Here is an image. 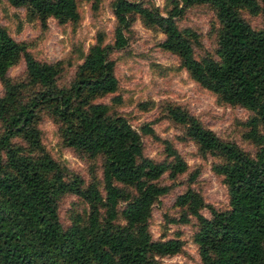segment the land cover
<instances>
[{
    "label": "trees",
    "instance_id": "obj_1",
    "mask_svg": "<svg viewBox=\"0 0 264 264\" xmlns=\"http://www.w3.org/2000/svg\"><path fill=\"white\" fill-rule=\"evenodd\" d=\"M7 1L26 4L41 21L49 16L59 21L78 17L76 0ZM170 2L163 14L140 1L112 0L111 41L102 44L97 32L62 85L57 83L60 60L36 59L0 25V264H161L155 254L180 248L178 237L153 238L148 218L152 203L169 187L156 180L163 173L175 177L186 169V162L168 141L165 158L142 155L140 133L151 134V122L141 123L137 130L124 115L109 112L95 99L117 86L110 53L125 44L124 30L136 14L163 32L159 46L175 53L196 82L220 100L252 111L246 135L257 148L250 154L180 105H165L166 115L184 126L201 152L222 158L214 169L227 186L228 208L207 205L209 216L203 215L202 196L190 186L175 196L186 209L177 220L186 221L188 213L198 221L193 240L200 264H264V28L252 27L239 12L244 7L264 14V0ZM198 2L212 6L220 24L215 56L196 58V33L176 24L180 11ZM18 56L31 84L26 93L22 82L6 73ZM43 113L57 123L64 145L101 157L102 193L95 177L84 186L77 176L65 179L62 166L40 147L37 123ZM16 136L35 152H24L13 143ZM65 192L80 196L87 210L63 228L57 199Z\"/></svg>",
    "mask_w": 264,
    "mask_h": 264
},
{
    "label": "rangeland",
    "instance_id": "obj_2",
    "mask_svg": "<svg viewBox=\"0 0 264 264\" xmlns=\"http://www.w3.org/2000/svg\"><path fill=\"white\" fill-rule=\"evenodd\" d=\"M111 1L76 0L78 17L75 21H59L52 16L41 21L26 4L14 6L7 0H0V25L36 59L48 62L60 60L62 69L57 83L62 85L71 77L87 47L95 42L97 32L101 33L102 44L111 41L115 23ZM135 1L155 6L163 14L171 7V0ZM239 12L252 27L264 28V14L261 12L252 13L244 7H239ZM134 17L124 30L125 44L110 53L117 86L114 91L95 99L104 102L109 112L124 115L137 130L141 123L151 122L153 132L140 133L142 155L155 160L165 158L164 141H168L186 162V169L175 177L170 178L163 173L156 180L169 187L152 203L148 227L155 239L178 237L182 242L173 253L155 254L159 263L200 264L193 240L198 221L188 213L186 221L177 220L186 209L175 202V196L190 186L202 196L205 205L199 211L203 215L209 216L207 205L228 208L227 186L222 174L214 169L222 158L201 152L185 134L184 126L166 115L165 105H180L218 136L235 141L250 154L257 148L246 135L249 128L246 120L252 111L240 104L222 101L214 92L201 86L188 74L175 53L159 46L163 32L155 25L145 23L137 14ZM176 24L179 28L189 27L196 33L192 41L196 58L215 56L220 24L212 6L206 2L190 4L176 16ZM6 73L12 80L22 82L23 92L29 91L31 84L26 80L21 56L11 62ZM113 96L118 100H112ZM37 126L40 147L62 166L64 178L70 180L77 176L84 186L95 177L102 193L101 157L88 156L64 145L57 123L47 113L42 114ZM11 140L24 152H35L21 137ZM86 210L87 203L74 193L65 192L57 199L58 218L63 228L76 215H84ZM119 220L122 221L121 218Z\"/></svg>",
    "mask_w": 264,
    "mask_h": 264
}]
</instances>
